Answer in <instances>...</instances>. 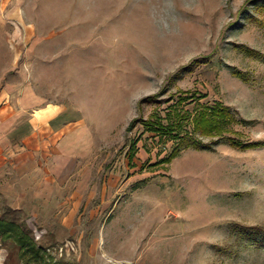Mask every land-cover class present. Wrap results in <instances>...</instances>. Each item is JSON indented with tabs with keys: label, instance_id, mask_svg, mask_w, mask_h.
Returning <instances> with one entry per match:
<instances>
[{
	"label": "rangeland",
	"instance_id": "rangeland-1",
	"mask_svg": "<svg viewBox=\"0 0 264 264\" xmlns=\"http://www.w3.org/2000/svg\"><path fill=\"white\" fill-rule=\"evenodd\" d=\"M0 59L71 119L7 198L53 261L264 264V0H7Z\"/></svg>",
	"mask_w": 264,
	"mask_h": 264
},
{
	"label": "crops",
	"instance_id": "crops-1",
	"mask_svg": "<svg viewBox=\"0 0 264 264\" xmlns=\"http://www.w3.org/2000/svg\"><path fill=\"white\" fill-rule=\"evenodd\" d=\"M0 51L7 53V0H0ZM1 64H6L7 68V59H0L3 67ZM40 102L22 79H7V70L0 74V208L5 212L0 218L6 221L7 213L20 214L29 210L22 201H12V205L9 197L21 200L22 195L27 196L29 193H22L26 185L31 189H42L41 184L37 187V161L44 160V149L55 147L60 151L63 141L56 137L70 132L71 119L67 110L54 112L52 106L36 110ZM35 190L33 193L37 195ZM31 210L38 209L34 207ZM0 241L5 243L7 238ZM5 255L7 252L1 250L0 264L4 263Z\"/></svg>",
	"mask_w": 264,
	"mask_h": 264
},
{
	"label": "trees",
	"instance_id": "trees-1",
	"mask_svg": "<svg viewBox=\"0 0 264 264\" xmlns=\"http://www.w3.org/2000/svg\"><path fill=\"white\" fill-rule=\"evenodd\" d=\"M175 117L172 118L174 122ZM209 122V121H204ZM176 127L174 125V130ZM209 129V127L204 128V130ZM155 131L157 128L154 129ZM257 146V144L252 143L245 145V148ZM7 238V241L12 240L16 246L19 248V260L21 264H58L53 261V257H50L44 248L38 246L35 239L31 234L24 229V227L7 218V221L0 218V239Z\"/></svg>",
	"mask_w": 264,
	"mask_h": 264
}]
</instances>
